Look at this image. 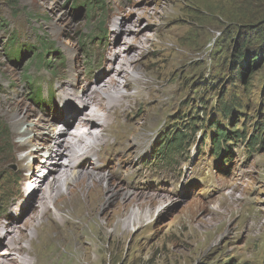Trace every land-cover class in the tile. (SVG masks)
I'll use <instances>...</instances> for the list:
<instances>
[{"label": "rangeland", "instance_id": "obj_1", "mask_svg": "<svg viewBox=\"0 0 264 264\" xmlns=\"http://www.w3.org/2000/svg\"><path fill=\"white\" fill-rule=\"evenodd\" d=\"M9 2L0 0V235L5 226L27 232L26 224L34 216L25 197L34 200L35 194L29 193L28 172L18 167L16 157H26L37 147L17 150L34 137L31 132L24 137L15 134L10 104L21 101L25 112L29 110L22 130L37 126V132L49 131L57 138L61 133H55L56 124L48 126L50 130L39 126L36 91L48 86V91H71L76 81L77 91L84 87L90 91L96 86L91 82L95 69L110 72L104 82L120 81L125 75L116 78L115 70L124 68L126 76L138 81L129 82L118 100L103 97L102 102L110 100L108 106L120 107V100L122 104L116 119L108 121V133L94 143L102 147V157L91 164L99 169L96 174H110L108 183L119 184L123 191L135 186V193L129 192L132 198L156 203L139 209L140 220L129 209L110 225L125 203L116 196L95 192L89 208L83 201L63 200V212L52 203L51 213L41 219L32 259L36 264H264V144L250 148L264 123V0H17V6ZM137 22L142 28L136 34L142 30L150 39L146 52L137 50L130 58L124 54V43L132 42L134 35L125 30L137 31ZM238 51L253 61L249 72L246 63L236 59ZM127 95L130 100H125ZM90 111L85 107L77 117ZM104 116L110 119L109 114ZM215 122L237 124L246 136L240 143L224 144L232 158L221 173L211 142ZM112 126L118 129L110 132ZM176 129L188 134L186 149L179 156L174 149L161 154L166 135ZM93 130L95 136L101 132ZM92 141L90 137L87 144L95 147ZM85 142L82 148L88 147ZM153 143L154 154L162 158L159 163L136 162ZM43 152L47 154L46 149ZM166 154L173 155L170 161ZM51 155L56 164L55 152ZM113 155L116 164L108 168ZM36 159L29 157L26 164L38 173L43 162ZM61 161L67 164L65 158ZM198 162L199 166L191 165ZM124 170L125 178L112 176ZM139 174L143 178H137ZM145 185L149 192L139 193ZM194 202L201 206L191 210ZM66 206L74 209V216ZM13 218L21 220L6 225ZM11 246H1L0 257L11 252ZM20 246L28 247V241ZM24 257L30 256L21 253L6 262L20 264Z\"/></svg>", "mask_w": 264, "mask_h": 264}, {"label": "bare ground", "instance_id": "obj_2", "mask_svg": "<svg viewBox=\"0 0 264 264\" xmlns=\"http://www.w3.org/2000/svg\"><path fill=\"white\" fill-rule=\"evenodd\" d=\"M138 19H141V16L138 15ZM142 24H139L138 22L134 24V28L141 29ZM126 33H132L134 36L132 42H128L129 39H126L125 45H127V49L124 51V54H126L128 57L133 58V54L137 52V50H140L142 52H146V44L147 41L150 39L148 36L142 34V30L140 34L139 30L134 31L133 29L126 28ZM128 40V41H127ZM121 43H119L120 45ZM109 52H112V48H108ZM115 54V55H114ZM113 57L114 59H118L121 57L122 51L117 55L114 53ZM107 55V54H106ZM105 55V56H106ZM112 57V59H113ZM118 57V58H117ZM125 60V59H124ZM112 61V60H111ZM132 68V67H131ZM96 70L97 72H101L96 77ZM109 70V69H108ZM113 71V68L111 69V72ZM70 73V72H69ZM110 74L109 71L102 72L99 69L94 70V79L91 80V82L95 81V88L89 91V87H84L83 90L77 91V87L79 85V81L75 82V88L71 91L65 88L64 90L58 91V89H50V87H47V90L44 91L42 87H40L36 91V99L35 104L38 102V96H40L43 93H47L48 96L42 97L40 99L41 106H44L45 108L41 110L40 105L38 103V109L40 112V127L45 128L46 130H50L48 126H52L53 124H56L55 133L57 131H60L61 135L57 138L51 137L46 131H41L40 133L37 132V126L28 128L25 130H22L20 127L23 124L27 123V120L30 116L29 110L25 112V108L23 107V102L18 101L16 103H11V113H12V121L15 126V134L20 137H24L30 132L33 134V139L30 143H24L17 145V150L25 151L30 148V146L37 147L35 151H31L26 157L17 158L16 161L18 163V167L24 171L28 172V186L30 187L29 193H34V200L29 199V197H25L27 200V204L30 207V210L34 212V216L30 218V221L26 224V230L27 232H24L23 227H15V228H7L6 226L2 229V233L0 235V245L4 248H7L8 244L11 243L13 246L11 248H14L11 252H7L5 257H0V264H10L7 263L10 258V256L17 257L21 256V253H26L29 258L24 257L21 258L22 262L20 264H36V261L32 259L33 256V246L39 239V233L40 229L43 226V223H41V219L45 215H49L51 213V204L53 203L55 209L57 212H63L64 209L60 207L61 201H79L84 202L85 205H88L89 207L94 206V193L100 192L103 194V192L108 194L110 196H116L120 198L121 200H124L125 203L120 205L118 210L115 211V214L112 219L108 221V224L110 225L112 223V220L116 215H118L120 212L125 210H131L132 216L136 218L137 220H140V208L146 205H155L156 201L155 199H150V201L147 203L146 200H144V197L139 198L141 196H138L136 198H132L129 192L135 193V186L129 185L128 188L131 189L127 191H123L120 185L118 184H111L109 182V176L110 174H96L94 170L98 171L99 169L91 164V160L93 158L98 159L102 157L99 155L100 149L99 147L95 146V142H99L102 137H104L108 131L107 127H109V123H111V119H116L118 109L121 107L122 101L120 100L119 106L115 108L116 106H108V101L106 103L102 102L103 97L107 99H119L122 98L123 95H120L119 93L124 90L125 87L128 86L129 82L138 81L136 80V76H133L131 79L128 76H126V70L124 68L116 69L115 75L116 78H121L123 75H125V84L121 83V80L119 79H111L110 81H104L103 80ZM138 75V73H136ZM96 78V80H95ZM103 86L99 88V84ZM124 85V86H123ZM63 86V85H62ZM65 86V85H64ZM129 97H125V100H130L131 96L127 95ZM47 97V98H46ZM134 97V96H132ZM59 105V108H56L55 106ZM72 105L70 108V111L68 113H65L64 109L65 106ZM111 105V104H109ZM37 108V106L35 105ZM87 108L88 111L89 108L95 107L91 109L90 112H86L87 114L84 115V117H77L84 108ZM132 111V108L130 112ZM129 112V113H130ZM124 113V112H123ZM129 113H124L125 115H129ZM106 114L110 115V119L107 120ZM79 118V119H78ZM50 120L48 123H44L43 121ZM108 121H110L108 123ZM118 121H119V115H118ZM120 122V121H119ZM44 123V124H42ZM60 123V124H57ZM122 123V122H120ZM128 123V121L124 122ZM62 125V129L58 130V127ZM100 128L101 132L98 135H94L93 129ZM118 129L117 126L110 127V132L115 131V129ZM85 130V131H84ZM39 137L42 139V143H39ZM90 137L93 139V146L92 144L88 145L90 143ZM51 138V141L55 140L54 145L53 142L50 144L51 141L49 139ZM107 138V137H106ZM86 140V142H85ZM150 140V139H149ZM148 140V141H149ZM147 141V142H148ZM20 142V141H19ZM87 144L88 147L82 148L81 144ZM104 146L106 145V140L104 139ZM146 142V143H147ZM121 144V142H119ZM145 143V144H146ZM103 146V147H104ZM46 149V153L43 152V150ZM55 152L56 154V164H53L51 159H53L51 153ZM75 154H78L76 158H72ZM118 155V154H115ZM120 156L123 157V153H120ZM29 157L37 158L36 160H41L43 163H39V170L41 172L36 173L37 171H34L33 168H31L29 165L26 164L27 159ZM66 159L67 164L62 163L61 160ZM232 158V152L229 148H225V152L220 155L221 163L217 167V172H223L229 168L230 162ZM68 160V161H67ZM227 160V163L226 162ZM117 161V157L113 156L111 158L110 164L108 168L115 166ZM35 162V161H34ZM65 162V163H66ZM50 169L48 172L45 169ZM43 169V170H42ZM52 174V175H51ZM51 175V179H49L48 176ZM115 179L116 178H125L126 176V170L121 171L119 173H116L115 175H112ZM137 178H143L142 174H139ZM26 181V180H25ZM79 190V192H78ZM148 193L149 187L145 185L143 188L139 189V193ZM40 193V194H39ZM80 195L84 198V200L81 199ZM96 195V194H95ZM29 196V195H28ZM115 199V198H114ZM113 200V199H112ZM35 202H38V205L35 206ZM195 203V202H194ZM190 209H195L201 206L198 202L195 204L190 203ZM134 207V208H132ZM66 212L69 215L74 216L73 214L74 209L70 208L69 206H66ZM188 209V208H187ZM90 210V209H89ZM32 214V213H31ZM52 218L55 220H60L61 223L65 224L66 220L63 218ZM191 217V216H190ZM21 218V217H20ZM15 219L13 218L12 223L6 222V225L13 226L15 224H18V221L21 219ZM140 218V219H139ZM121 229V227L119 228ZM6 232L3 234V232ZM27 240L28 241V247L20 246L21 242ZM17 244V245H15ZM0 246V248H1ZM10 249V248H8ZM5 251V250H4ZM13 259V258H12Z\"/></svg>", "mask_w": 264, "mask_h": 264}, {"label": "trees", "instance_id": "obj_3", "mask_svg": "<svg viewBox=\"0 0 264 264\" xmlns=\"http://www.w3.org/2000/svg\"><path fill=\"white\" fill-rule=\"evenodd\" d=\"M8 1H10L9 2L10 4H14L16 6L18 5L17 0H8ZM12 43L13 44L11 47H14L15 43L14 42H12ZM36 52H37V50H34V55ZM236 54L239 57V58H236V59H238V62L246 63V67L248 68L247 72H249V65L251 68L253 61L250 62L249 56L245 52L238 51ZM38 57H39V55H38ZM46 61H47V59H46V57H44L42 59V62L44 64H46L47 63ZM249 80H251V79H249ZM225 117H226V119H230V113H228V111L225 112ZM212 128H213V130H215V136L213 138V147H214L216 153L220 152V149L229 140L237 139L238 141H240L246 137L245 133H242L239 130L236 131L237 125H233L232 129L227 130L225 128H222L217 122H215V124L212 126ZM258 128H259L258 132H257L258 134L254 135L253 139L250 142V146L252 148H255L259 143L264 144V123L260 124ZM178 140H179V142H178V144H176V142ZM187 141H188V134L183 133L180 130L176 129L172 136L166 137V140L164 142L163 151L161 152V154L164 153L166 150L168 152H170L174 149V150H179L177 156L182 155L184 150L186 149ZM189 148H190V145H189ZM172 156L173 155H171V154H166L165 155V159H167L166 161H170L172 159ZM156 159L159 162L160 159H162V158H161V156H159V157H156Z\"/></svg>", "mask_w": 264, "mask_h": 264}, {"label": "clouds", "instance_id": "obj_4", "mask_svg": "<svg viewBox=\"0 0 264 264\" xmlns=\"http://www.w3.org/2000/svg\"><path fill=\"white\" fill-rule=\"evenodd\" d=\"M214 124H215V123H214ZM214 124H213V125H214ZM211 128H212V127H211ZM236 129H237V128H236ZM236 131H238V129H237ZM242 133H244V132H242ZM232 140H233V139H232ZM234 140H235V141H238L237 139H234ZM242 140H244V139H242ZM259 144L263 145L262 143H259ZM223 147H224V146H223ZM250 147H251V146H250ZM251 149H253V148L251 147ZM215 153H216V152H215ZM154 156H157L156 153L154 154ZM94 166H95V165H94Z\"/></svg>", "mask_w": 264, "mask_h": 264}]
</instances>
